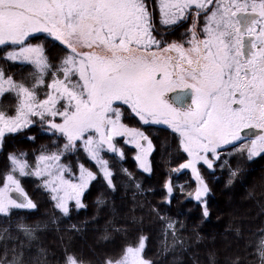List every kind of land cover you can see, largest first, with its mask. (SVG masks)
I'll use <instances>...</instances> for the list:
<instances>
[{
	"label": "trees",
	"instance_id": "trees-1",
	"mask_svg": "<svg viewBox=\"0 0 264 264\" xmlns=\"http://www.w3.org/2000/svg\"><path fill=\"white\" fill-rule=\"evenodd\" d=\"M30 42L41 51L39 66L10 59L8 53L17 50V44L0 45V74L10 81L0 95V116L16 114L20 88L36 103L49 95L55 80L68 79L67 86L83 92L82 83L79 81V88L72 73L64 76L66 59L73 55L70 48L43 33ZM62 103H57V111L65 106ZM113 108L129 111L125 104H113ZM137 126L155 142L151 171L134 166L126 154L132 148L125 146L123 155L105 157L108 179L89 164L95 178L83 193L81 205L72 204L66 212L39 186L40 178L34 174L38 158H66L64 137L57 132L43 136L31 127L22 136L25 143L12 147L4 139L0 163L3 154L25 163L27 174L19 182L32 207L0 213V264H113L128 248L139 245L149 264H264V155L250 158L246 146H232L212 160L211 168L201 165L206 184H199L186 171L173 174L177 163L187 157L177 132L160 125ZM16 134L15 140L21 132ZM73 157L72 167L88 163L79 146ZM7 166L16 168L17 163ZM198 188L201 196L197 201ZM227 193L244 201L236 219L230 220L218 208ZM201 198L209 212L206 216ZM242 214L247 220L238 219ZM202 242L206 246L203 252Z\"/></svg>",
	"mask_w": 264,
	"mask_h": 264
},
{
	"label": "rangeland",
	"instance_id": "rangeland-1",
	"mask_svg": "<svg viewBox=\"0 0 264 264\" xmlns=\"http://www.w3.org/2000/svg\"><path fill=\"white\" fill-rule=\"evenodd\" d=\"M140 4V0H0V45L14 42L19 46L17 50L9 52L8 57L18 62L41 65V51L30 41L40 33L46 34L71 49L73 55L66 59L64 76L70 72L73 82H78L79 88V81L83 85V92L79 93L67 86L70 83L68 79L55 80L49 95L39 103L34 102L29 92L20 88L17 92L20 104L16 114L0 116V150L5 140H9L12 147L25 143L27 140L22 136L28 135L24 131L31 127L35 132L38 128L43 136L57 132L66 140V158L42 156L36 160L37 168L34 170V174L40 178L39 186L51 195L62 211L66 212L72 204L81 205L83 193L95 178L93 167L99 169L106 179L109 178L105 157L123 155L125 146L132 148L126 154L133 159L134 166L141 171H151V153L155 142L137 126L139 123L165 126L180 135L181 148L187 157L177 163L173 174L186 171L198 179L199 184H206L201 175V165L212 167L216 149L221 146L217 142L232 139L226 130L232 127L235 131V126L223 123L220 128L215 110L208 104V95L216 81L213 77L207 79V83V80L201 81V62L197 61L200 55L196 44L183 48L174 46L173 50L170 48L174 64L168 67L164 53L151 63L137 58L135 44ZM212 38L213 35L210 39L212 43L217 41V38ZM180 60L187 61L189 67L179 65ZM160 73H163V77L157 78ZM9 84L10 81L0 74V95ZM183 84L195 90L196 98L194 108L182 119L164 93ZM59 101L63 102L61 106H65L57 111ZM113 104H125L133 114L128 110L119 111V108H113ZM172 119H180L183 123L177 124ZM19 132L21 136L13 139ZM143 136H146L145 144H142ZM77 146L83 148L88 163H76L72 167L70 161ZM252 152L255 154L254 149ZM208 154L213 158L210 159ZM3 160L0 163V213L23 206L31 208V204H18L8 195L10 187L27 195L19 182L20 176L27 174L25 163L7 158L5 154ZM8 162L17 163V167L10 168ZM197 190L195 197L198 201L201 188ZM218 195L215 194L216 198ZM222 199L218 208L225 216L231 217L230 220L236 219L242 207L240 205L244 204L243 199H235L228 193ZM201 205L203 214L208 215L202 198ZM214 205L217 208L218 205ZM238 219L247 220L243 214ZM203 241L208 242V239L204 238ZM205 249L202 242L201 251ZM71 264L79 263L74 261ZM113 264L149 262L142 257V246L139 245L128 248Z\"/></svg>",
	"mask_w": 264,
	"mask_h": 264
},
{
	"label": "flooded vegetation",
	"instance_id": "flooded-vegetation-1",
	"mask_svg": "<svg viewBox=\"0 0 264 264\" xmlns=\"http://www.w3.org/2000/svg\"><path fill=\"white\" fill-rule=\"evenodd\" d=\"M140 2L135 44L137 58L151 63L164 53L168 67L174 64L170 48L196 44L200 55L197 61L201 62V81L215 78L216 85L208 95V104L214 108L220 128L223 123L235 126V131L232 127L226 130L232 138L230 141L217 142L218 146L221 145L216 149L217 157L238 145L247 147L250 158L264 155V0ZM211 35L212 39L217 38L216 42H211ZM179 65L189 67L184 60H180ZM160 77L163 73L157 76ZM184 85L169 88L164 93L182 119L195 106V90L190 89L192 104L188 108L174 105L168 94L173 90L190 88ZM172 121L183 123L180 119ZM251 128L260 133L245 135L244 130Z\"/></svg>",
	"mask_w": 264,
	"mask_h": 264
},
{
	"label": "water",
	"instance_id": "water-1",
	"mask_svg": "<svg viewBox=\"0 0 264 264\" xmlns=\"http://www.w3.org/2000/svg\"><path fill=\"white\" fill-rule=\"evenodd\" d=\"M168 97L176 106L183 108L188 107L192 101V93L189 88L184 90H173L168 94ZM245 131L247 133L245 135H250V133H253L252 135L256 136L260 133V131H256L255 129H246ZM142 143H145V137L143 138ZM8 195L18 204L27 205L29 202V198L25 194L18 191L15 187H10L8 189Z\"/></svg>",
	"mask_w": 264,
	"mask_h": 264
}]
</instances>
